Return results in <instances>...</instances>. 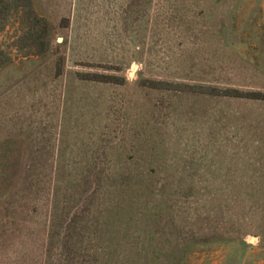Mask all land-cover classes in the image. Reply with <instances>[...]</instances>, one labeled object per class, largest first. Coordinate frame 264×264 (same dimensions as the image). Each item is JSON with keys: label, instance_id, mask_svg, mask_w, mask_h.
Listing matches in <instances>:
<instances>
[{"label": "rangeland", "instance_id": "obj_1", "mask_svg": "<svg viewBox=\"0 0 264 264\" xmlns=\"http://www.w3.org/2000/svg\"><path fill=\"white\" fill-rule=\"evenodd\" d=\"M0 48V264H264V0H29Z\"/></svg>", "mask_w": 264, "mask_h": 264}, {"label": "trees", "instance_id": "obj_2", "mask_svg": "<svg viewBox=\"0 0 264 264\" xmlns=\"http://www.w3.org/2000/svg\"><path fill=\"white\" fill-rule=\"evenodd\" d=\"M29 0H0V30L4 27L7 17L12 9L18 6H28ZM7 56L0 48V65L6 62Z\"/></svg>", "mask_w": 264, "mask_h": 264}]
</instances>
